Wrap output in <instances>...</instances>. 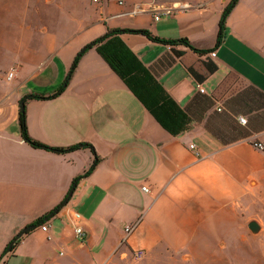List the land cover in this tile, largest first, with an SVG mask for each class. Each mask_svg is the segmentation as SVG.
Returning a JSON list of instances; mask_svg holds the SVG:
<instances>
[{
  "label": "crops",
  "instance_id": "crops-1",
  "mask_svg": "<svg viewBox=\"0 0 264 264\" xmlns=\"http://www.w3.org/2000/svg\"><path fill=\"white\" fill-rule=\"evenodd\" d=\"M122 2L0 0V264H191L169 250L206 245L245 199L264 213V0H236L220 40L231 0ZM113 30L189 46L125 31L71 71ZM24 98L31 139L78 149L25 143Z\"/></svg>",
  "mask_w": 264,
  "mask_h": 264
},
{
  "label": "rangeland",
  "instance_id": "rangeland-1",
  "mask_svg": "<svg viewBox=\"0 0 264 264\" xmlns=\"http://www.w3.org/2000/svg\"><path fill=\"white\" fill-rule=\"evenodd\" d=\"M259 199H245L237 209L239 214L234 221L224 216V231H209L205 238L206 245L191 246L168 254L177 256L191 255V264H221L216 259L223 258L222 264H264V213L254 210ZM263 206V203L261 204ZM257 224L256 229H250L249 224ZM229 228V229H228ZM216 238H220L218 241ZM203 242V241H202ZM156 253H164L157 250ZM179 264V263H170ZM190 264V263H189Z\"/></svg>",
  "mask_w": 264,
  "mask_h": 264
},
{
  "label": "trees",
  "instance_id": "trees-1",
  "mask_svg": "<svg viewBox=\"0 0 264 264\" xmlns=\"http://www.w3.org/2000/svg\"><path fill=\"white\" fill-rule=\"evenodd\" d=\"M235 2H236V0H231L229 5L226 6V8H225V10L223 12V18L221 19V22L219 24V31H218L217 40H220L222 35H223L224 17L227 15V13L233 7ZM125 31L129 32V33L142 34V35L146 36L147 38H149L152 41H158V42H163V43H167V44L174 43V42H181V43L187 44L189 46V43L186 40H177V41L161 40L159 38L153 37L148 32L142 31V30H113V31L107 32V34H105L102 38L96 40L95 42H93V43L89 44L88 46H86L85 48H83L79 52V54L75 57V59L73 61V64L71 66V71L75 68L79 57L88 48H91L92 46H94L97 43L103 41L105 38H107V37H109L111 35L119 34L121 32H125ZM69 77H70V74L66 77L65 81L63 82V84L55 92H53L52 94H49V95H36L34 97L37 98V99H41V100H49V99L55 98L56 96H58L59 94H61L64 91ZM18 125H19L20 137L22 138V140L25 143L30 145L32 148L44 149V150L52 151V152H55V153H58V154H64V153H68V152L74 151V150L78 149V147H79V145L71 146V147H48V146H46V145H44V144H42L40 142H37V141L31 139L30 136L28 135V132H27L26 114H25V100L23 101V104L20 105V110H19V114H18ZM87 146L90 147L89 145H87ZM94 165H95V163H93V166ZM79 179L80 178H75L73 180V183H76ZM46 216H48V214L43 216V217L38 218L37 220H35L33 222V225L38 226V225H41L42 223H44V219H45Z\"/></svg>",
  "mask_w": 264,
  "mask_h": 264
},
{
  "label": "built area",
  "instance_id": "built-area-1",
  "mask_svg": "<svg viewBox=\"0 0 264 264\" xmlns=\"http://www.w3.org/2000/svg\"><path fill=\"white\" fill-rule=\"evenodd\" d=\"M119 4H122L123 2H122V0H116ZM169 13V11L168 10H166L165 11V14H168ZM158 19V16H155V20H157ZM212 57H214L215 56V54L212 52L211 54H210ZM11 76V74H9V77ZM198 90H199V92H201V93H203L204 92V90L201 88V86H199L198 85ZM218 111L220 110V109H217ZM238 121H239V123H241V124H245V119L244 118H242V117H239L238 118ZM254 146L257 148V149H259V150H263L264 148H263V146L262 145H260V144H254ZM189 148L190 149H194L195 147H194V145H189ZM144 189V188H143ZM137 225H138V222H135V223H131V224H128V225H126L125 227H124V237H123V240H122V242H121V244L122 243H124L126 240H127V238L131 235V233L135 230V228L137 227ZM41 229L43 230V231H47V227H46V225H42L41 226ZM74 235H75V238L78 240V241H83L84 239H85V237H86V232H85V230L81 227V226H75V228H74ZM132 256L135 258V259H140L142 256H143V252L141 251V250H135V251H133V254H132Z\"/></svg>",
  "mask_w": 264,
  "mask_h": 264
},
{
  "label": "water",
  "instance_id": "water-1",
  "mask_svg": "<svg viewBox=\"0 0 264 264\" xmlns=\"http://www.w3.org/2000/svg\"><path fill=\"white\" fill-rule=\"evenodd\" d=\"M27 98H24L23 100L20 101V105L23 104V101L26 100ZM76 183H72L69 191L67 192L66 197L63 199V201L56 206L49 214L48 216L45 217L44 221L48 220L49 218L53 217L55 214H57L59 212V210L67 203L68 199L70 198L74 188H75ZM36 226L35 225H29L27 227H25L24 229H22L14 238L13 242L16 241L18 238H20L23 234H26L27 232H29L30 230L34 229ZM249 228L250 229H256L257 228V224H255L254 222H251L249 224ZM12 242V243H13ZM12 243L9 244V247L7 250H10V248L12 247Z\"/></svg>",
  "mask_w": 264,
  "mask_h": 264
}]
</instances>
